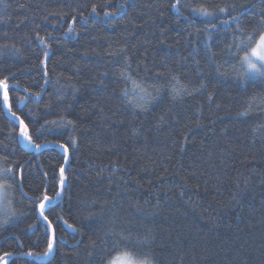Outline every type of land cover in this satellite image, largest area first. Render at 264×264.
<instances>
[{
    "label": "trees",
    "instance_id": "16d2710c",
    "mask_svg": "<svg viewBox=\"0 0 264 264\" xmlns=\"http://www.w3.org/2000/svg\"><path fill=\"white\" fill-rule=\"evenodd\" d=\"M174 4L0 0L6 105L45 145L22 147L0 91V181L10 186L0 257L50 256L36 200L61 196L66 166L62 198L45 208L54 257L7 264H128L125 253L136 264H264V76H247L230 53V16L193 11L234 4L252 32L264 0ZM132 81L147 93L125 97Z\"/></svg>",
    "mask_w": 264,
    "mask_h": 264
},
{
    "label": "snow or ice",
    "instance_id": "6c2138e0",
    "mask_svg": "<svg viewBox=\"0 0 264 264\" xmlns=\"http://www.w3.org/2000/svg\"><path fill=\"white\" fill-rule=\"evenodd\" d=\"M179 4V0H176V4L173 5V7H176V5ZM236 7V5H230V6H217L216 11H209L207 8L201 6L199 8L193 9V11L197 12L200 16L203 17H213L215 16L217 19H219V15L218 14H225L231 17V20L225 19L223 21H221L222 24H229L230 22L236 23L237 24V29H236V33L234 34V39L232 44L229 45V51L230 53L234 56L235 59H237L239 61V63L241 64L242 67L246 68V72L245 74L247 76H249L250 78H256L258 76H264V71H262V69H264V20H262L261 25H260V29H254L252 32H245L242 28H240L238 26V17L235 16H231L229 9H234ZM92 13L95 14L96 13V8L93 7L92 8ZM105 15H112V13H108L106 12ZM213 28L216 27L215 24L212 25ZM75 29L73 27H68L67 32L65 33V35H68L69 33L74 32ZM39 41L41 44L44 43V38H40L38 37ZM240 53H243V56L240 55ZM212 55H215L214 53ZM45 57H47V53H45ZM217 71L219 72V69H217ZM123 75V74H122ZM129 79H131V77H128ZM173 79H177L176 77H173ZM8 88L9 85L7 83V77H5L4 79L0 80V91H2L3 93V102L6 104L9 97H8ZM27 91V90H25ZM182 91H184V89L182 88H173V92L175 93L176 96L181 95ZM141 93H147V89L142 87L139 83H137L136 81H132V91L130 92L129 89L125 88L123 89V94L125 97H128L129 95H132L133 97H135L136 95H139ZM37 98H39V94H36ZM150 95V94H149ZM27 97L23 98V99H19L18 103L19 104H24L26 101ZM212 97L209 96V100H211ZM142 107L143 105H137ZM10 114L16 119L18 120L19 124H20V133H19V137L26 140L30 146H32L33 148L39 150L45 147V145H41V144H34L32 142V136L29 135V131H28V126L26 124H24V122L22 120H19L18 117H16L15 112H11L10 106L8 108ZM51 124H56L57 122L52 121L50 122ZM61 148H63V145H60ZM66 151V149H64ZM9 177L13 176V172L11 168L5 169L4 170ZM61 180H60V186H61V190L63 189V185H64V178H63V169H61ZM10 186H6L4 184H0V202L3 201L4 196L7 193V188ZM60 192L56 193V196L59 197L60 196ZM36 202L38 203V207H39V215L48 223V226L51 227V221L48 220V217L45 215V208H46V204L51 202V199L45 194L43 196V198H37ZM12 215H15V210H12ZM7 222V221H5ZM69 227H72L71 225H69ZM73 231H75V229H73ZM145 239H147V237H145ZM54 243H55V236L54 233L52 235V238L50 240V242L48 243V248H47V252L44 253L45 256L49 255L52 251H53V247H54ZM9 254L5 253V256H7ZM28 255H32V253H28ZM124 256L126 258H128V264H136L135 261H133L128 253H125ZM120 258L118 257L116 261L113 260H109L107 262V264H117V261ZM0 260H3V257H0ZM3 264H7V261L4 260ZM141 264H148L147 261H143L141 262Z\"/></svg>",
    "mask_w": 264,
    "mask_h": 264
},
{
    "label": "water",
    "instance_id": "95a60500",
    "mask_svg": "<svg viewBox=\"0 0 264 264\" xmlns=\"http://www.w3.org/2000/svg\"><path fill=\"white\" fill-rule=\"evenodd\" d=\"M3 107H4V110H5V112L9 115V116H11L12 118H14L11 114H10V112H9V110H8V108H7V105L3 102ZM16 117H18L19 118V120H22L21 119V117H19L18 115H16ZM23 121V120H22ZM24 122V121H23ZM24 124H25V122H24ZM19 127H21L20 126V124H19ZM19 133H20V130H19ZM19 142H20V144L22 145V147H24V148H26V149H28V150H37V149H35V148H33V147H28L24 142H23V139L22 138H20L19 137ZM64 149H66V152H67V160H66V164H67V162H68V159H69V151H68V149L64 146L63 147ZM66 167V166H65ZM65 167L63 168V177H65V173H64V170H65ZM50 198V197H49ZM61 198H62V194H61V196H60V198L58 199V200H54V199H52V198H50L51 199V202L50 203H54V204H57L60 200H61ZM51 228V230H52V235H53V233H54V231H53V229H52V227H50ZM54 236H55V234H54ZM55 246H56V239H55V243H54V247H53V251L51 252V254H50V256L49 257H47V258H44V259H41V258H38V257H36L35 256V258L36 259H38L39 261H44V262H47V261H50L53 257H54V254H55ZM23 256H29L28 254H9V255H7V256H3V258H7V257H9V258H13V257H23ZM33 257V256H32Z\"/></svg>",
    "mask_w": 264,
    "mask_h": 264
},
{
    "label": "rangeland",
    "instance_id": "374dc122",
    "mask_svg": "<svg viewBox=\"0 0 264 264\" xmlns=\"http://www.w3.org/2000/svg\"><path fill=\"white\" fill-rule=\"evenodd\" d=\"M262 71H264V69H262ZM0 184H2V182L0 181ZM8 194L6 193V195L4 196V199L2 202H0V214H5V209H7L8 207ZM117 260V259H116ZM116 260H113V261H116ZM3 261H4V258L3 260H0V264H3ZM7 261V260H6ZM117 264H124V261L122 259H119L117 261Z\"/></svg>",
    "mask_w": 264,
    "mask_h": 264
},
{
    "label": "bare ground",
    "instance_id": "6f19581e",
    "mask_svg": "<svg viewBox=\"0 0 264 264\" xmlns=\"http://www.w3.org/2000/svg\"><path fill=\"white\" fill-rule=\"evenodd\" d=\"M64 178V185H63V189H62V195H63V192H64V187H65V183H66V179H65V177H63Z\"/></svg>",
    "mask_w": 264,
    "mask_h": 264
}]
</instances>
